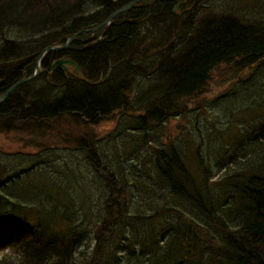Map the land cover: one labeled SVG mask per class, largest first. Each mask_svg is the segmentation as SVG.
I'll return each mask as SVG.
<instances>
[{"label":"trees","instance_id":"16d2710c","mask_svg":"<svg viewBox=\"0 0 264 264\" xmlns=\"http://www.w3.org/2000/svg\"><path fill=\"white\" fill-rule=\"evenodd\" d=\"M131 1L0 0V95L33 74L45 47L96 27ZM179 1L142 0L109 26L80 35L0 104V132H55L49 120L71 116L98 125L116 114L125 133L146 140L127 150V138L67 139L59 150L77 160L62 165L61 182L49 181L40 167L45 150L29 155L24 175L20 152L0 153V264H264V82L257 73L264 76V65H256L264 58V0H188L174 13ZM58 58L77 63L82 77L50 73ZM221 65L253 69L231 95L254 111L243 118L240 104L230 110L239 119L229 129L201 130L215 138L188 162L174 142L183 124L178 115L207 92ZM55 134L54 142L64 137ZM165 134L168 143L159 146ZM230 157L233 169L244 159L254 168L214 183L215 169ZM32 172L46 175L57 194L43 190L34 202L22 201L15 181ZM229 206L241 215L226 217Z\"/></svg>","mask_w":264,"mask_h":264},{"label":"rangeland","instance_id":"374dc122","mask_svg":"<svg viewBox=\"0 0 264 264\" xmlns=\"http://www.w3.org/2000/svg\"><path fill=\"white\" fill-rule=\"evenodd\" d=\"M227 69V65H223L216 69L211 75L212 78L206 87L207 92L201 98L192 100L188 103L189 109L187 110V112H189V116H180V118L184 121L181 128L177 131L176 140L177 142H179V140L186 138V145L181 149V151L184 159L188 162L193 159V155L195 154V148L192 146V142L194 144H203L204 142L208 141L207 135L202 132L200 133V131L203 130L205 126L211 130H214L215 128L224 130L229 129L233 125V122L239 119V117L232 118L230 110H232V113H235L237 110V108L235 107H239L240 104L241 109L243 110V118H249L250 116H252L254 108L250 105H248V107L242 105L241 97L237 99L236 103L234 102L233 104H230L229 101L230 85H234L235 82L239 81L240 79H246L249 74H251L253 69L246 74L234 73L232 71L227 72ZM215 98H217V100L213 101ZM211 100L214 103H212ZM231 105H234V107H231ZM210 113H213L216 116L215 119ZM115 115L116 114L112 116V120L102 122L96 127H90L81 122H75L67 118V120L64 119L56 123L52 120H49L48 122L46 121L47 124L53 126V130H55V132L52 130L47 131L46 134L43 131L39 130L32 131L31 133L21 131L0 132V153L9 158L8 154L20 152L19 161H17V165L20 168L18 167L17 170H24V172L22 173L24 175L25 171L28 168L26 163L27 161H29V155L34 154V156L37 157L42 150H45V152L48 153L46 155V157L48 158L45 160H41L40 167L46 171L47 179L49 181L55 178L57 181L61 182V176L65 174L64 169H62V165H64L65 163L73 164L77 160V156L71 151L59 150L60 148L67 147V145H65L64 143H66L67 139H69L67 136L68 132H72L73 138L81 136V134H90L89 136H93V134H95L96 136L99 135L98 139L104 136L111 137L115 133V137H118L116 140L127 138V142H129V147L127 148V150L135 146L137 139L142 141V137L136 138L134 136L135 132L125 133V131L121 128V125L119 126L117 119L114 118ZM176 124L177 121H173L169 125L168 134L170 136L175 135ZM59 130H61L62 134H64L66 137L60 136L61 141L59 142L52 141L54 139H57L56 134L53 137L52 134L58 133ZM148 132L153 136L152 130L149 129ZM43 135H45L44 139L42 142H40L38 138L43 137ZM189 136L191 137V139L187 138ZM106 137H104V139L108 140V138ZM168 137L169 136L166 134L159 136L158 145L161 146V143L167 142L166 140L168 139ZM34 139L35 141L32 143L26 144L24 142ZM160 141L163 142L160 143ZM43 144H46L48 148L41 147ZM50 145L52 146L50 147ZM152 150H155V148L152 147ZM38 152L39 154H37ZM144 154L145 152L143 151V156ZM238 156L241 158V153H238ZM251 156L252 154L249 156V158ZM232 161H234V157H230L226 161L227 164L223 167H217L215 169V171H218V173L214 177V180H212L214 183H224L227 180V177L233 174L241 175L243 173V170L254 168L252 167L253 165H246V163L243 162L246 161L244 159L241 160V164H239V166L241 167H236L237 169H233L231 167ZM196 166V162L193 160V164L190 168L194 170ZM78 170L80 172V168H78ZM94 172L95 171L92 172L93 176H95ZM46 175L32 172L29 174V176L20 178L19 180L15 181V190L18 191L19 195L25 196V200L22 201L34 202L35 199L41 197L40 193H43V190H45L50 196H54L57 194L56 186L47 181ZM80 176L84 178L88 177L87 175ZM96 179L100 181L99 177ZM143 187L146 191H149V185H143ZM219 190L220 186H216L212 191V195L215 196L217 191ZM90 198H93V195H90ZM88 203L89 201H86V204ZM220 204L223 205L222 200L220 201ZM168 206L173 207V209H178V201H170ZM89 208V206H83L82 211L85 212ZM97 210L98 207L95 211ZM239 211H241L240 208L229 206V208L225 212V215L226 217L238 218L241 215ZM183 214L185 217H190L185 211L183 212ZM174 217L175 219H177L176 215H174ZM206 232L207 231H205V233Z\"/></svg>","mask_w":264,"mask_h":264},{"label":"bare ground","instance_id":"6f19581e","mask_svg":"<svg viewBox=\"0 0 264 264\" xmlns=\"http://www.w3.org/2000/svg\"><path fill=\"white\" fill-rule=\"evenodd\" d=\"M134 1V0H133ZM133 1H131V2H133ZM142 1V0H141ZM141 1H139V2H141ZM130 2V3H131ZM139 2H137L133 7H131V8H129L128 10H130V9H132V8H134L135 6H138V4H139ZM130 3H128L127 5H129ZM127 5H125L124 7H126ZM124 7H122V8H124ZM122 8H120V9H122ZM174 8H175V6H174ZM174 8H173V12H174ZM120 9H118L117 11H119ZM128 10H126V11H124V12H127ZM117 11H115V12H117ZM115 12H113L110 16H112ZM124 12H121V13H119V14H117L112 20H111V22L110 23H108L107 25H105V26H103L102 28H104V27H106V26H109L112 22H113V20L118 16V15H120V14H122V13H124ZM109 16V17H110ZM108 17V18H109ZM108 18H106L104 21H102V23L103 22H105ZM102 23H100V24H102ZM99 24V25H100ZM99 25H97L96 27H98ZM96 27H93V28H89V29H84V30H81V31H79V32H77L76 34H78V33H80L81 32V34H79L78 36H77V39L75 40V41H77L78 40V37L80 36V35H82V34H84V33H92V34H94L95 32H97L98 30H96V31H94V32H91L90 30L91 29H94V28H96ZM102 28H100V29H102ZM99 29V30H100ZM75 34V35H76ZM74 36V35H73ZM107 37H108V35L106 34V33H103L101 36H100V38H104V39H107ZM74 41V42H75ZM73 43V42H72ZM71 43V44H72ZM71 44H70V46H71ZM70 48V47H69ZM68 48V49H69ZM68 49H66V50H68ZM62 51H64V50H62ZM51 51H48V50H45V51H43V52H41L40 53V55H38V58H37V60H38V64H37V62H36V69H35V73L37 72L38 74L37 75H35L34 76V78H32L31 80H28V81H25V82H23L21 85H19L16 89H14L11 93H10V95L12 94V93H14L15 91H17L18 89H19V87L20 86H22L23 84H26V83H28V82H31V81H33L34 79H36V78H38L44 71H46V69L43 67V61H44V59H47V60H51L52 59V57L53 56H55L54 55V53L55 52H61V51H53V52H51ZM50 53V54H49ZM46 57V58H45ZM60 59H63V60H70V61H72V62H74L73 60H71V59H68V58H58V59H55V60H53V62H52V64H51V67H52V71L50 72V73H52L53 71H57V70H61L65 75H71V74H74V72L77 74V71H76V69L74 68V66H70L69 67V70H65L64 68H62V69H56L55 67H54V63L57 61V60H60ZM75 63V62H74ZM76 65H77V63H75ZM37 68H39V71H37ZM80 68V67H79ZM81 71V70H80ZM34 73V74H35ZM109 74H110V71L108 72ZM34 74H32V75H29V76H26V77H24V78H22L19 82H21L22 80H24V79H28L29 77H31V76H33ZM109 74L107 75V77H109ZM78 75V74H77ZM79 76V75H78ZM80 78L82 77V73H81V76H79ZM5 80L4 79H2L1 81H0V83H3ZM19 82H17V83H19ZM16 83V84H17ZM16 84H14L13 86H11L9 89H11L12 87H14ZM9 89H7L4 93H6ZM3 93V94H4ZM3 94H1V95H3ZM0 95V96H1ZM9 95V96H10ZM8 96V97H9ZM7 97V98H8ZM6 98V99H7ZM5 99V100H6ZM4 100V101H5ZM4 101H2L1 103H3ZM0 103V104H1ZM67 118H72L71 116H66L64 119L66 120ZM64 119H62V120H64ZM53 122H57V121H53ZM45 134H46V132H44ZM82 135V134H81ZM69 144V143H68ZM70 145V144H69Z\"/></svg>","mask_w":264,"mask_h":264},{"label":"water","instance_id":"95a60500","mask_svg":"<svg viewBox=\"0 0 264 264\" xmlns=\"http://www.w3.org/2000/svg\"><path fill=\"white\" fill-rule=\"evenodd\" d=\"M139 1H141V0H134L133 2H131L129 5H127L126 7H124V8H122V9H120L119 11H117V12H115L112 16H110L105 22H103L102 24H100L98 27H96V28H94V29H91L90 31L91 32H94V31H96V30H99L100 28H102L103 26H105V25H107L108 23H110L111 22V20L117 15V14H119V13H121V12H124V11H126V10H128L129 8H131V7H133L137 2H139ZM79 34H81V32L80 33H78V34H76V35H74V36H72L71 38H69L68 40H67V42L64 44V45H59V46H57V45H52V46H50V47H48L46 50H48V51H62V50H66V49H68L69 47H70V44L72 43V42H74L76 39H77V36L79 35ZM70 66H74V68L76 69V71H77V74L79 75V76H81V71H80V68H79V66L78 65H76L74 62H72V61H70V60H63V59H60V60H57L55 63H54V67L56 68V69H62V68H64L65 70H69V67ZM37 71H39V68H37ZM38 73L36 72L33 76H31V77H29L28 79H24V80H22L21 82H19V83H17L14 87H12L11 89H9L6 93H4L3 95H1L0 96V103L2 102V101H4L9 95H10V93L14 90V89H16L19 85H21L23 82H25V81H28V80H31L32 78H34V76L35 75H37Z\"/></svg>","mask_w":264,"mask_h":264}]
</instances>
